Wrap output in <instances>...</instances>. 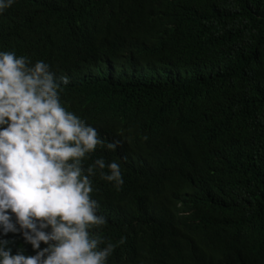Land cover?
Segmentation results:
<instances>
[{
	"label": "trees",
	"instance_id": "obj_1",
	"mask_svg": "<svg viewBox=\"0 0 264 264\" xmlns=\"http://www.w3.org/2000/svg\"><path fill=\"white\" fill-rule=\"evenodd\" d=\"M3 51L47 63L60 103L120 142L83 161L122 173L91 177L96 232L125 238L106 264H264V0H14ZM143 154L131 176L121 164Z\"/></svg>",
	"mask_w": 264,
	"mask_h": 264
},
{
	"label": "clouds",
	"instance_id": "obj_2",
	"mask_svg": "<svg viewBox=\"0 0 264 264\" xmlns=\"http://www.w3.org/2000/svg\"><path fill=\"white\" fill-rule=\"evenodd\" d=\"M13 2L0 0V13ZM49 69L43 61L0 52V235L20 233L36 253L12 252L14 241L0 239V264H106L125 238L105 244L96 232L106 219L97 214L91 177L107 167L101 179L119 187L122 173L116 162L100 158L85 168L83 161L98 146L114 150L120 142L105 143L97 126L60 103V83ZM92 72L106 74L110 86L123 78L119 69ZM60 82L66 85L68 77ZM152 162L143 154L121 166L138 176Z\"/></svg>",
	"mask_w": 264,
	"mask_h": 264
}]
</instances>
